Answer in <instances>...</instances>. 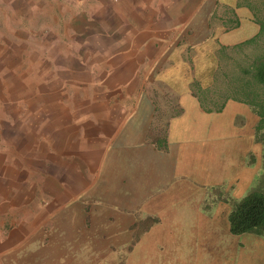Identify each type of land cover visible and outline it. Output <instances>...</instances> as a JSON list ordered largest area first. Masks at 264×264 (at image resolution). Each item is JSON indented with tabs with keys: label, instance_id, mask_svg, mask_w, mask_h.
Listing matches in <instances>:
<instances>
[{
	"label": "crops",
	"instance_id": "1",
	"mask_svg": "<svg viewBox=\"0 0 264 264\" xmlns=\"http://www.w3.org/2000/svg\"><path fill=\"white\" fill-rule=\"evenodd\" d=\"M78 2L60 5V22L48 13L46 37L20 28L13 57L5 44L0 264L48 257L39 248L54 240L79 242L78 253L96 233L123 241L138 235L141 213L152 219L143 235H165L164 226L183 224L184 203H196L192 215L211 224L218 216L199 209L207 200L222 207L239 198L217 194L220 180H212L223 174L213 166L222 150L237 152L239 130H256L261 117L234 99L208 110L191 85L198 72L211 79L220 49L260 32L264 0ZM244 172L249 190L254 176ZM31 242L35 248H24Z\"/></svg>",
	"mask_w": 264,
	"mask_h": 264
},
{
	"label": "rangeland",
	"instance_id": "2",
	"mask_svg": "<svg viewBox=\"0 0 264 264\" xmlns=\"http://www.w3.org/2000/svg\"><path fill=\"white\" fill-rule=\"evenodd\" d=\"M78 1L33 0V7H30V2L28 3L26 0H0V120L1 77H3L1 75V63L8 53L5 44L9 45V57H13L15 41H13V38H16L17 33L21 34L20 28L22 31L30 32L28 27L32 26L31 32L33 36L42 35L46 37L45 26L51 18L48 13L51 11L56 12V19L60 22L62 21V14L59 11L60 5L68 3L71 6L78 4ZM52 6L56 9H52ZM72 13L67 12L68 16ZM42 31L44 32L42 33ZM17 42L20 41L17 40ZM263 45L264 39L258 40L255 44H246L241 48L231 47L223 49L221 63L216 70V82L213 84L214 87L209 88L207 91L208 108H219L224 102L226 103L229 100L226 94L232 91V86L241 85L243 79L249 76L244 72V69L248 63L253 62L254 58L263 51ZM195 64L197 67L200 66L201 69L203 61L197 60ZM233 73L236 74L237 80H233ZM206 76L200 72L196 76L204 86L211 81ZM9 78H12V76H9ZM205 99L207 98L205 97ZM241 122V117L236 118L235 125H240L239 123ZM249 128L250 126L247 125L246 130H239L237 152H231L230 156H228L225 149L222 150L224 155H220L219 152L222 159L213 166L215 167L214 169H217V171L213 170L215 176H219L221 173L223 175L212 180L214 181L213 184H215L212 187H217L216 181L220 180L217 194L223 195L225 198L228 197V199L238 196L237 200H240L249 191L243 190L244 183L239 178L242 170H245L244 173L246 174L242 178L250 180L254 176V185L256 186L264 177V127L258 133L257 129L249 131ZM230 137L234 139L232 134ZM190 140L194 141L192 138ZM260 144L262 149L257 148L255 151L254 147H258ZM194 145L193 143L191 146L193 147ZM248 149L252 151L251 155L246 158L243 154ZM236 159L237 161H235ZM196 160L197 162L193 161L192 164L194 169H197L198 162L201 161L199 159ZM201 170H204V168ZM217 194L215 193L213 196L216 197ZM233 203H230V206L223 205L219 207L216 202L207 200L203 205L204 207L201 206L199 209L203 210L204 208L211 214L218 216L217 219L212 220L211 224L201 219L198 220L192 215L196 203H184L182 204L183 224L164 226L165 235H143L142 230L145 228V223L149 221L151 225L152 219L142 220L140 216L142 213H137V217L140 218L137 221L141 222L132 228L138 235L127 236V238L122 239L123 241L116 240V237L111 234L102 233L98 235L96 233V235H90L89 240H85L84 245H86V248L78 253L74 251V247L79 242L54 240L49 248H39V250H45V254L48 257H40L38 255L32 258H21L20 262L9 258L7 264H264V237L262 235L255 233L235 235L228 231H222L223 224L226 228L228 226V219L225 214L230 211ZM217 223H219L217 228L212 226ZM70 226L69 229L71 230L72 226ZM104 228H107V226ZM63 229H65L64 226L58 225L55 227L58 232L60 230L63 232ZM65 235L67 237L71 236V232L68 234L67 230ZM108 237H110L109 239L115 237L112 238L115 241L103 239ZM137 237L140 239L135 240ZM49 240L46 239L43 243L46 244ZM24 248H35V242H31L29 247Z\"/></svg>",
	"mask_w": 264,
	"mask_h": 264
},
{
	"label": "trees",
	"instance_id": "3",
	"mask_svg": "<svg viewBox=\"0 0 264 264\" xmlns=\"http://www.w3.org/2000/svg\"><path fill=\"white\" fill-rule=\"evenodd\" d=\"M259 23L261 30L256 36L231 47L241 48L246 44H255L258 40L264 39V20H259ZM231 47H223L218 51L216 61L218 64L211 69L209 68L210 83L204 86L198 77H195L192 81L191 89L193 93L199 98L203 107L208 110H220L225 106L224 102L219 108H208L207 91L209 88L214 87L213 84L216 82V70L220 66L223 49ZM212 62L214 61L212 60ZM244 72L249 76L243 79L241 85L232 86V91L228 92L226 96L229 99L249 104L257 112L261 117L260 123L257 126L258 133L264 127V45L263 51L254 58L253 62L247 64ZM234 74H232L233 80H237L238 78ZM228 220L229 230L232 234L255 233L264 237V177L257 186L251 187L244 197L233 203L229 211Z\"/></svg>",
	"mask_w": 264,
	"mask_h": 264
}]
</instances>
